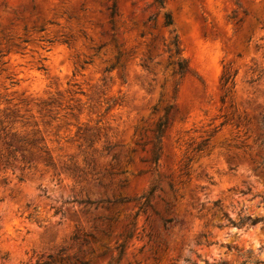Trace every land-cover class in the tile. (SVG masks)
<instances>
[{
	"label": "rangeland",
	"instance_id": "1",
	"mask_svg": "<svg viewBox=\"0 0 264 264\" xmlns=\"http://www.w3.org/2000/svg\"><path fill=\"white\" fill-rule=\"evenodd\" d=\"M246 256L264 264V0H0V264Z\"/></svg>",
	"mask_w": 264,
	"mask_h": 264
},
{
	"label": "trees",
	"instance_id": "2",
	"mask_svg": "<svg viewBox=\"0 0 264 264\" xmlns=\"http://www.w3.org/2000/svg\"><path fill=\"white\" fill-rule=\"evenodd\" d=\"M158 4H162L163 0H155ZM107 9L109 10V17H110V23H111V29L113 28V20H112V17L115 15L116 13V6H115V2L113 1L111 3V5L109 7H107ZM171 24V18H170V15L165 13L164 14V25L168 26ZM113 38V37H112ZM171 44L173 45V49H174V52L176 53L178 51V48L176 46V38L175 36L173 37V39L171 40ZM120 56V53L118 52L117 56H116V60H118ZM175 65H176V72L181 75L184 70H185V61L184 59H177L175 61ZM168 110V108L166 109V111ZM166 123V119L162 122H160L158 125H157V128H156V132L157 134L159 135L161 132H162V126ZM12 151V150H11ZM154 159H156V156L154 157ZM124 198L120 199V201H123ZM261 220V218L259 217H250V216H242L239 218L238 221H232L231 219L227 218V221L228 223L232 224V225H237V226H241V225H246V226H249V225H253L255 224L257 221ZM122 247H123V244H120L119 246V255L121 254L122 252ZM252 263V262H257V261H253L250 257H245L241 264H247V263ZM43 264H56L54 263L52 260H50V262H43ZM58 264H67V263H58ZM71 264H87V262H84V261H79L77 263H71ZM196 264V263H195ZM204 264H226L225 262L223 261H220V262H207V261H204Z\"/></svg>",
	"mask_w": 264,
	"mask_h": 264
}]
</instances>
